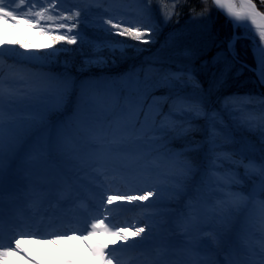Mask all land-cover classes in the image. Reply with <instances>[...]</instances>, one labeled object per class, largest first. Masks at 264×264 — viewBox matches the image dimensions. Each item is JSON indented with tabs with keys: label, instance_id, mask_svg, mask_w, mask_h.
Masks as SVG:
<instances>
[{
	"label": "trees",
	"instance_id": "16d2710c",
	"mask_svg": "<svg viewBox=\"0 0 264 264\" xmlns=\"http://www.w3.org/2000/svg\"><path fill=\"white\" fill-rule=\"evenodd\" d=\"M252 1L264 14V2ZM68 2H74L76 7L89 11L107 9V12H110L113 8L126 10L123 6H129L133 10L132 13H136L141 21L146 17L134 0H102L100 7L92 4L91 0H63L61 7L66 11L72 10ZM173 2L171 26L163 31L158 30L151 36L152 41H155L154 44L144 45L127 39V44L134 47H126L125 52L102 51L99 55H93L84 48V57H81L76 53L71 55L66 52L64 42L56 46L62 52L50 59L26 60L24 54L22 57L4 55L0 59V72H2L0 79L6 78L14 82L9 87H3L6 94L2 106L10 113L2 119L3 153L8 157L19 155L9 178L11 185L16 187L21 196L40 191L43 196L48 197L52 183L60 191L70 190V181L87 166L122 165L136 172L140 170L146 177H156L161 173L173 176L174 170L179 167L166 157V149L179 150L192 143V137L175 141L174 137L177 133L171 132L166 138L165 147V138L159 135L141 136L135 142L127 135V129L132 125L136 127L143 125L145 131L149 132L159 128L161 123L169 129L180 127L178 120H163L158 115L161 112L167 113L170 107L174 112L183 108L182 104H173L171 100L165 99L170 94L175 95V90L169 89L163 83L166 74L190 72L194 78L189 79L184 75L183 83L174 82L176 89L184 95L195 93L196 96L208 101V106H213L214 109H218L223 102H230V98L248 96L252 105L261 106L264 110V85L255 72L258 63L254 52L256 45L247 38L239 39L234 53L228 52L226 57L217 60V53L225 51L227 41L233 36L232 23L216 10L211 0H173ZM19 9H22V6ZM199 15L211 20L214 39L211 44L202 43L194 46L196 42L190 39V34L180 35L179 43L190 46L188 49L193 51L194 59L191 65L178 63L177 60L172 63L147 62L133 54L134 49L146 47L153 51L155 48L163 47L169 32L180 27L186 19ZM85 21H82L79 29L83 43L80 40L77 42L82 46L90 44V38L94 35L92 31L84 30ZM129 21L132 19L130 18ZM102 25L108 28V25ZM235 31L238 35H243L242 28H237ZM124 39L126 38L118 36L109 40L113 43ZM23 45L24 50L26 44ZM33 53L38 57L49 54L40 50H34ZM97 56H102L108 62L107 67L80 70L84 67V58ZM225 58L231 67L227 75L221 79ZM130 73L134 75L129 77ZM150 76L155 82L154 89L146 94H140L139 89L132 88V80L138 79L142 82ZM65 79L71 81L70 102L59 112H48L43 120L45 124L39 126L35 132L33 126L36 125V120L40 121L39 114L45 110L46 105L41 110L27 105L28 111L22 113L25 109L23 105L17 111L19 113L11 112L15 95L26 96L28 92H41L43 95L48 93L58 97L64 91L60 82ZM189 82L193 85H187ZM9 91L11 96L7 95ZM78 101H80L79 109ZM3 107L2 109L7 113ZM263 114H260L258 126L264 123ZM196 123L199 129L194 133V139L201 142V147L196 152L186 155L194 163L193 172L197 175L199 168L205 167L213 158H223L230 151L222 145L214 146L217 143L221 144L215 137L214 144L205 139L209 135L206 121L200 120ZM33 149L34 153L38 152L37 155L31 157L29 162L24 161L21 157ZM194 196L195 204L209 200L203 187H200ZM256 198L264 200L261 196ZM209 212L210 206L198 209L196 214L198 218L193 227L196 234L202 228L200 218L208 215ZM217 231L219 236L227 241L220 251L221 257L218 251L208 247L207 250L211 253L209 264H242L247 261L243 249L254 248L256 236L264 237V228L258 229L245 219L231 222L230 225L221 227ZM187 243L192 245V241Z\"/></svg>",
	"mask_w": 264,
	"mask_h": 264
},
{
	"label": "rangeland",
	"instance_id": "374dc122",
	"mask_svg": "<svg viewBox=\"0 0 264 264\" xmlns=\"http://www.w3.org/2000/svg\"><path fill=\"white\" fill-rule=\"evenodd\" d=\"M134 1L141 10L145 7L139 0ZM236 2L240 3L239 0ZM67 4L72 10H75L77 6L74 2ZM173 4V0H150V3L146 5L149 12L144 21H141L136 13H132L133 10L129 6H123L126 10L113 8L110 12L100 9L86 10V15L82 13L81 16L82 21H88V23L84 22V30L92 31L94 34L92 37L90 36L91 42L86 46H82V44L68 45L63 41L53 42L49 36L40 35V28H29L24 23L22 26V22L14 24L0 20V51H4V55L7 57H22L18 54H24L26 57L35 55L34 50L48 53L56 52L58 49L56 46L64 43L66 52L68 51L71 55L76 53L81 57H84V48H86V52L90 51L93 55H99L102 51L125 52L127 48L124 45H117L109 40L111 37L118 36L108 35L105 31L108 28L102 25L103 19L109 15L126 21L131 18L132 21L129 22L150 25L156 33L158 30L163 31L166 27L171 26L174 13ZM20 6L18 0L12 5L16 9H19ZM210 21L208 17L202 15L192 16L186 19L180 27L169 32L167 42L163 47L155 48L153 51L146 47L134 49L133 54L147 62L172 63L177 60L178 63L191 65L194 59L193 51L188 49L190 46L179 43L180 35L190 34V39L196 42L194 46L202 43L211 44L214 33L211 30ZM245 35L256 45L254 52L258 63L255 70H260L262 75L264 66L261 65L260 60L261 56L264 55V41H260V36L256 34V31L243 29L242 37ZM257 41H260L258 46ZM24 43L26 47L23 50V47L19 46ZM152 43L154 44L155 41L150 44ZM121 48L123 51L120 50ZM60 52L62 51L56 52V55ZM89 59L92 57L84 58V67L80 69L81 71L107 67L108 62L102 67L88 65L86 61ZM171 74H181V72ZM262 77L264 80V76ZM187 78L189 77L187 76ZM191 78H194L192 74ZM2 81L3 87L14 84L10 79L3 78ZM133 81H138V83ZM154 83L152 76L146 77L142 82H139L138 79L131 81L132 88L139 89L138 93L140 94H146L154 89ZM189 84L192 83L189 82L187 85ZM54 98L55 95L53 94L43 95L41 92H28L26 96L15 95L13 98L14 107L11 106V112L19 113L17 111L23 105L25 109L22 113L28 111L27 105L41 110ZM230 99V102H223L218 109L208 106V101L203 99L205 110L216 112L218 119L222 120V124H217L215 133V138L221 144L217 143L214 146L222 145L230 153L223 158H213L205 167L199 168L197 175L195 172L181 175L182 170L176 168L173 176L164 173L158 174L156 177H146L141 174L140 170V173L130 171L122 165H100V168L89 166L86 170H82L80 176L72 180L71 189L73 193L71 195L55 192L50 198L42 197L40 192L21 196L16 187L13 184L11 186L10 183L7 185L6 193H3L1 184L0 192L3 193V199L0 201V213L3 215L5 230L3 238L0 239V244L8 246V238L12 234L10 226L22 225L24 231L35 232L36 236L26 238L21 245L26 253V258L20 255H12L6 260H0V264H98L91 255L89 243L106 244L108 247L105 252H111L118 259L119 264H209L211 253L208 252V247L213 251H218L221 257L220 251L223 250L227 241L218 234L217 230L221 227L245 219L250 225L258 229L264 228V200L255 198L243 202L222 204L230 187L233 191L237 190L236 185L230 184V180L234 178L233 173H239L243 177L245 172L243 167H237L236 162L240 160L260 162L264 159V123L258 126L260 114L264 113V110L261 106L252 105L248 96ZM2 107L0 105V118L4 119L10 113L3 107L7 112L5 113ZM43 124L45 121L36 120V125L33 126L34 132ZM33 151L34 149L21 158L29 162V159L38 153ZM8 158L2 152V156H0L3 166L2 179L9 168L10 160ZM100 170L108 172L110 183H105V187L112 191L117 187L125 186L131 192L152 190L158 193V195L149 197L147 201H138V204H135L142 208V215L138 218L133 219V216L129 214L125 218L126 222L118 223L115 222L117 215L109 213V220L105 222V226L109 223L128 225L132 224L131 221L133 220L132 222L138 225L151 226V231L149 232L146 227L145 233L141 234V237H135L141 243L134 248L123 246L122 240H116L115 237L103 233L91 237L88 242L80 239L78 232L75 238L57 239L55 243L47 242V239L66 232L70 233L72 229L86 232L89 219L102 217L103 211L97 210L100 203V193L103 190L101 183L105 181V178L99 175ZM2 179H0V183ZM177 179L183 181V190L179 196L176 195L177 185L175 181ZM245 184L246 186L242 190L248 191L252 186V181L246 180ZM200 187L205 189L209 200L195 204L194 194ZM91 201L93 204H90ZM115 203L114 201L109 208L112 209ZM85 205L88 208L87 211L84 210ZM209 206L208 215L200 218L203 231L199 230L196 234L193 227L198 218L196 215L198 209L209 208ZM188 217H193L194 220L186 223ZM145 236L147 239L142 240V237ZM191 241L192 245L195 244L198 247L197 253L191 251L192 245L187 243ZM115 242H118L119 245H115ZM41 243L42 245H40ZM82 249L86 253V257L84 254L82 255ZM262 250H264V237L256 236L254 248H244L243 252L247 257L246 260L261 264ZM124 259L127 261L124 262ZM114 264H116L115 261Z\"/></svg>",
	"mask_w": 264,
	"mask_h": 264
},
{
	"label": "snow or ice",
	"instance_id": "6c2138e0",
	"mask_svg": "<svg viewBox=\"0 0 264 264\" xmlns=\"http://www.w3.org/2000/svg\"><path fill=\"white\" fill-rule=\"evenodd\" d=\"M92 4L96 7H100L102 0H91ZM140 3L144 4L145 7L142 12L148 14L149 9L146 7L150 0H139ZM215 4L221 9H227V13L230 17H235L237 21L245 19V10H250L253 15L256 14V5L252 3V0H241V4L237 7L232 0H214ZM264 2V0H262ZM17 3V0H0V20L12 23H24L29 28H40V35H47L51 38L53 42L63 41L68 45L77 44L78 40L83 43L81 37L80 25L82 23L81 16L82 11L86 15V10H82L76 7L75 10H65L61 7L62 0H18V3L22 6V9L13 8L12 5ZM108 10L105 9V12ZM232 23L234 32L230 40L227 41V48L223 52L217 53L216 59L219 60L222 57H226L228 52L235 51L236 42L239 39L247 38V35L240 36L236 34V29L240 27H246L235 23L234 21H229ZM255 21L253 20V23ZM103 24L108 25V29L105 31L109 36H119L126 38L121 41H114V44L124 45L125 47H134V45H128L127 39L137 41L139 43L148 44L152 42L151 36L154 34V29L150 25L145 24H133L124 19H118L111 15L103 19ZM114 30V31H111ZM248 29L246 28V31ZM147 37V38H146ZM260 41H264V32L260 34ZM260 41H257V46ZM20 47H24L23 44ZM123 51V48L120 49ZM61 51L57 49L56 52ZM56 52L49 53L44 57H38L34 55H28L24 57L26 60H39V59H50L52 56L56 55ZM23 56V54H18ZM4 56V51H0V59ZM107 61L102 56H97L95 58L86 61L88 65H94L96 67H102L106 65ZM260 63L264 66V55L261 56ZM230 63L225 58L223 71L221 72V79H223L227 73L230 71ZM134 73H130L129 77H132ZM187 75L189 79L191 78L190 73L183 74H166L163 83L169 89L175 90V95L171 94L166 97V100H171L173 104L179 103L183 105V108L179 112H174L172 108H169L167 113L161 112L158 115L162 117L163 120L172 119L178 120L180 122V127L178 129H169L163 123L159 128L153 129L151 132L145 131L143 125L136 127L132 125L127 129L128 137L132 138L133 142L141 136L148 135H159L165 138V147L167 144V136L171 132H176L175 140H185L189 137L193 138V142L183 146L179 150L173 151L172 149H166L165 155L171 160L181 171V175H187L195 170V165L192 160L186 155L190 152H196L201 147V142L195 141L194 133L198 131L199 125L197 121L204 120L208 123L209 135L205 138L209 143L214 144V137L216 133V126L218 123L222 124V120H219L216 112H208L204 108V101L201 97L196 96L195 93L192 95H184L178 89H176V83H183V76ZM264 76V73H262ZM0 77H2V72H0ZM138 83V81H133ZM60 83L63 84L64 91L46 106L45 110L39 114L41 121L45 119L48 112H59L61 111L67 103L70 102V92L71 81L65 79ZM5 91L3 88V81L0 79V105L3 104L5 97ZM8 96H11V92H7ZM83 100V97H81ZM80 101L77 102V108L79 109ZM4 143V124L2 118H0V156L3 152ZM237 167H243L245 172L243 177L239 173H233L234 178L230 180V184L237 186V190L233 191L231 187L226 193L225 200L222 204H228L233 202H243L255 199L257 196L264 197V159L260 162L249 160L245 162L240 160L236 162ZM100 168L101 166H97ZM3 175L2 160H0V179ZM99 175L105 178V181L101 183V188L103 189L100 193V203L97 210H102V217H92L87 221L86 232L79 229H72L70 233L66 232L61 235H55L52 238L47 239L49 243H55L57 239H71L75 238L77 232L79 233V238L85 242H88L91 237L97 235L98 233H103L105 235L113 236L116 240H122L124 245L129 248L136 247L139 242H131L132 237H141V234L145 233L146 227L149 232L151 231V226L149 225H138V224H128V225H115L109 223L105 226V222L109 220V213L112 211L109 208L113 205L114 201H124L128 205H135V202H143L149 200V197L158 195L152 190H137L134 192H119L112 191L105 187V183H110L108 181V172L106 170H100ZM252 181V186L248 191H243L242 189L246 186L245 181ZM176 195L179 196L183 190V181L177 179L175 181ZM3 199V193L0 192V201ZM84 210L87 211L88 208L85 205ZM193 217H188L187 222L193 221ZM11 235L9 236L8 246L0 244V260H6L12 255H20L26 258V253L21 247L22 243L26 238H32L36 236L35 232H27L23 230L22 225L10 226ZM131 229V231H130ZM5 230V224L3 220V215L0 213V239L3 238V233ZM203 231V228H201ZM211 238V237H210ZM43 239V238H41ZM147 239V237H142V240ZM91 255L98 264H119L116 257L112 255L111 252L106 253L105 249L108 247L106 244L99 243H89ZM191 251L193 253L198 252V247L193 244L191 246ZM242 264H255L252 260H247L242 262ZM261 264H264V250L261 252Z\"/></svg>",
	"mask_w": 264,
	"mask_h": 264
},
{
	"label": "bare ground",
	"instance_id": "6f19581e",
	"mask_svg": "<svg viewBox=\"0 0 264 264\" xmlns=\"http://www.w3.org/2000/svg\"><path fill=\"white\" fill-rule=\"evenodd\" d=\"M232 2L234 3V4H236L237 5V7H239L240 6V4H241V0H239V4L236 2V0H232ZM227 10V9H226ZM245 15H248V16H250V17H255L256 16V14L255 15H253L252 13H251V11L250 10H245ZM262 32H264V31H260V30H256V34L257 35H259L260 36V34L262 33ZM130 190V189H129ZM129 190H127V187H125V186H120V187H117V188H115V190L114 191H119V192H131V190L129 191ZM116 203H115V206H113V208H112V211L110 212L112 215H117V217H116V220H115V222H126V220H125V218L129 215V214H131L132 216H133V219H136V218H138L139 216H141L142 214H141V210H142V208H140V207H138V206H136L135 205V207H133V205H128V204H126L124 201H115ZM90 204H93V202L91 201L90 202ZM135 204H138V201L137 202H135ZM117 211V212H116ZM133 221V220H132ZM131 221V223L132 224H136V223H133ZM133 241H135V242H139V243H137L136 245H138V244H140L141 242L140 241H138V239H136L135 237H132V238H130V243L131 242H133ZM26 244H30V243H26ZM119 245V243L118 242H115V245ZM40 245H42V243L40 244ZM123 246H126V245H124V243H123ZM80 248H83L82 246H80ZM85 255V257H86V253L84 252V250L82 249V255ZM116 260H118V259H116ZM125 260L127 261V259H124V262H125ZM116 262V261H115Z\"/></svg>",
	"mask_w": 264,
	"mask_h": 264
},
{
	"label": "water",
	"instance_id": "95a60500",
	"mask_svg": "<svg viewBox=\"0 0 264 264\" xmlns=\"http://www.w3.org/2000/svg\"><path fill=\"white\" fill-rule=\"evenodd\" d=\"M213 6L216 8V10L228 21H234L237 24L244 25L246 27H240L242 29H248L251 31H264V14L258 9L256 6V16L255 17H250L248 15H245V19L237 21L235 17H230L227 13L226 9H221L219 6H217L214 2V0H211ZM252 3L256 5L253 1ZM253 20L255 21L253 23ZM257 76L259 77L261 83L264 85V80L261 75L260 70H255Z\"/></svg>",
	"mask_w": 264,
	"mask_h": 264
}]
</instances>
